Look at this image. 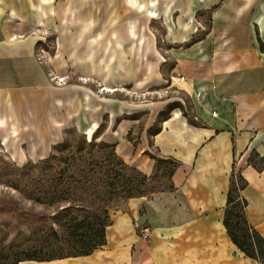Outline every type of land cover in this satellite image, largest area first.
<instances>
[{"label": "crops", "instance_id": "0c3cea01", "mask_svg": "<svg viewBox=\"0 0 264 264\" xmlns=\"http://www.w3.org/2000/svg\"><path fill=\"white\" fill-rule=\"evenodd\" d=\"M45 32L56 48L40 62ZM261 44L264 0H0V145L13 164L48 158L67 130L146 176L156 159L178 163L172 190L110 212L98 249L19 264H258L223 221L234 172L264 239Z\"/></svg>", "mask_w": 264, "mask_h": 264}, {"label": "trees", "instance_id": "16d2710c", "mask_svg": "<svg viewBox=\"0 0 264 264\" xmlns=\"http://www.w3.org/2000/svg\"><path fill=\"white\" fill-rule=\"evenodd\" d=\"M194 40L196 39L191 43ZM260 50L264 54V45H260ZM187 117L190 122H195L191 116ZM59 145L56 155L52 153V156L38 163L17 167L20 172L40 171L34 182L45 187L41 191L44 194L43 199H49L53 205L63 195H70L72 192L75 195L84 186L95 191L104 190L108 199L122 197L126 200L148 198L154 193L173 189L170 177L178 165L175 161L156 159L155 171L146 176L125 164L111 145L94 140L87 142L84 136L83 140L75 144L63 142ZM166 178L167 188L163 186ZM244 186V180L232 172L228 194L230 208L225 213L223 223L238 250L256 260L258 264H264V239L247 224L245 218L246 202L240 196ZM234 207L240 211H233ZM73 208L56 210L51 218L27 211H0V217L3 216L0 219L5 226L0 229V264L48 262L80 257L101 247L105 242L104 230L108 223L92 222L90 219L81 222L82 220L75 217L76 211ZM11 219H15L16 227L9 225ZM49 221L57 223L61 229L68 223H79L75 229H69L71 232L59 233L51 227ZM17 225L21 226L20 229ZM10 235L22 239L18 243L3 244ZM37 235L43 236V240H37Z\"/></svg>", "mask_w": 264, "mask_h": 264}, {"label": "rangeland", "instance_id": "374dc122", "mask_svg": "<svg viewBox=\"0 0 264 264\" xmlns=\"http://www.w3.org/2000/svg\"><path fill=\"white\" fill-rule=\"evenodd\" d=\"M149 30L156 37L159 50L162 52L164 40L162 39L161 24L157 21H152L149 23ZM55 48L56 39L54 35L52 33L49 34L45 32V34H43L42 42L38 45V49H42L46 53H52ZM152 95L154 96L152 97L153 99L158 96L155 92H152ZM135 97L143 99L145 95L138 94ZM81 140H83V135H80L74 130H67L61 143L66 142L68 144H75ZM86 141L89 142L91 140L86 138ZM59 146H55L56 150L53 151L52 155H56ZM18 168L11 162L9 156L0 145V211H27L36 215L41 214L51 218L56 210L65 207H74L73 211H76L74 212L76 215L75 217H77L80 221L82 220L81 222L86 220L89 221L88 219H90L92 222L108 223V216L110 212L123 209L125 207V198L115 197L113 199H108L105 196L104 190L101 189L95 191L86 188L85 186L76 191L75 195H72L73 192L70 195H63L61 200L58 201L57 204L53 205L49 202V199H43L44 194L41 191H43L45 187L39 184L36 185L34 182L40 171L34 170L29 172H20ZM166 181L167 178L164 181L165 184H163L165 188H167ZM232 210L240 211L237 207L232 208ZM49 223L51 227L59 233H63V231L67 233L69 229H75L79 222L71 224L68 223L62 229L57 223H51V221H49ZM9 225L16 227L15 219L9 220ZM17 226L18 229H20L21 226ZM2 228H5V226L3 220L0 219V229ZM69 232H71V230ZM35 238L39 241L43 240V236L41 237L37 235ZM21 239L22 237L15 238L10 235V237L4 241L3 244L12 242L18 243Z\"/></svg>", "mask_w": 264, "mask_h": 264}, {"label": "built area", "instance_id": "2783aa9c", "mask_svg": "<svg viewBox=\"0 0 264 264\" xmlns=\"http://www.w3.org/2000/svg\"><path fill=\"white\" fill-rule=\"evenodd\" d=\"M38 54H39V56L37 57V59L41 62L42 60H44L43 50L39 49ZM137 230H138V233H139L141 238H143V239L148 238L149 233H150V230L148 227H143V226L138 227Z\"/></svg>", "mask_w": 264, "mask_h": 264}]
</instances>
